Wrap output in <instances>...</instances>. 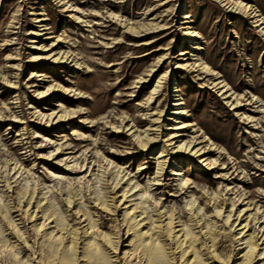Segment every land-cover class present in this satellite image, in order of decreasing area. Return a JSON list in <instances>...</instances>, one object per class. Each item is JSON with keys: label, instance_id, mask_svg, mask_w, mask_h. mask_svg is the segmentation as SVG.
<instances>
[{"label": "rangeland", "instance_id": "374dc122", "mask_svg": "<svg viewBox=\"0 0 264 264\" xmlns=\"http://www.w3.org/2000/svg\"><path fill=\"white\" fill-rule=\"evenodd\" d=\"M239 3L264 23V0H0V264H158L134 231L127 234L123 208L114 213L97 203L121 179L128 190L138 185L134 192L144 207H161L185 226L203 214L212 220L218 258L201 235L196 243L210 264H226L237 247L215 208L236 218L249 207L254 228L247 235L258 233L255 225L264 221V25ZM143 24L157 29L142 38L128 30ZM44 46L74 62L39 61ZM217 80L229 86L232 99L220 94ZM50 87L66 92L41 97ZM174 91L185 111L176 122L170 121ZM41 114L74 118L50 125ZM134 134L160 140L145 149ZM169 140L197 142L207 154L202 160L171 155ZM39 200V212L76 227L79 204L108 261L90 259L84 244L70 261V238L54 243L51 231L37 232ZM109 235L123 244L117 253L106 244Z\"/></svg>", "mask_w": 264, "mask_h": 264}, {"label": "bare ground", "instance_id": "6f19581e", "mask_svg": "<svg viewBox=\"0 0 264 264\" xmlns=\"http://www.w3.org/2000/svg\"><path fill=\"white\" fill-rule=\"evenodd\" d=\"M57 1H60L62 3V0ZM237 5H239L242 11L245 12L250 17V19L254 20V23L258 24V26L264 25L261 16L258 15V12H256L254 9H252L248 5H243L242 3H239ZM155 29L157 28L153 24H143L140 27L138 26L136 28H128L130 32H132L139 38L149 35V33ZM186 36L194 38L196 37L192 32H187ZM40 52L43 55L37 58L39 61H52V63H57L60 65L72 64L74 62L72 56L66 53L58 52L54 47L51 49H47V47L44 46L42 47V50H40ZM76 65L78 64L76 63ZM190 67L191 66L189 65H178L177 68L185 69ZM195 67L199 68L200 71L212 73L214 75L212 70L204 63H197L195 64ZM215 87L219 90L220 94L224 97L225 100L232 99L233 95L231 94V90L224 81L217 80L215 82ZM159 88L160 82L156 86V89L153 91L154 95L159 93ZM63 90L64 89L62 88L50 87L46 93H42L40 94V96L45 97L59 92L65 93L66 91ZM173 93L174 95L172 96V108L170 109V116L172 117V119L170 121L176 122L185 116V111L183 109L181 99L177 94L178 92L174 91ZM39 117L42 121L47 120L46 122H48L50 125H58L61 123L72 122L74 114H67L61 117L41 114L39 115ZM177 130L183 131V127H178ZM148 136L149 135H147L146 138H142L141 136L134 134V138L136 139L138 144L145 149L155 147L160 140V137L157 135V137L154 138H148ZM165 137H171V133L167 134ZM169 142L171 143V155L178 156L180 154H186L202 160L207 154L205 152V149L199 147V144H197V142H192L190 144L183 141L173 143V141L169 140ZM165 145L166 144H164L163 149H165ZM204 162H206V160ZM207 165L209 166L210 164ZM158 166L159 171L162 174L165 171L166 163L164 161H161L159 162ZM122 181L123 179L116 182L114 181L109 187L106 186L107 191H104L105 193L103 194L102 198L98 199L97 203L98 205H100V207L102 206L103 208L108 209L110 210V212L114 213L117 210L120 211L123 208L122 210L124 211L125 218L124 225L127 223L128 228L127 234H129L131 231H134L136 233V237L140 240L139 247L142 246L146 250L144 253L148 254L150 261L159 262L158 264H160V262L165 263L164 260L168 258L171 262L176 261V264H210L204 261L199 250L196 248V243L198 242V240H200V235L203 237V239H205L204 245L209 253L212 254V256L218 258V256L215 254L218 241V238L215 235L217 227L212 220L211 222H208L206 216L203 214L201 216L202 220H199L197 219L198 217H196L194 223H191L189 227L185 226L184 224H182L179 217H176V215L168 214V212L162 210L161 207H159V209H157V206L144 207L145 203L138 202L141 195H138L137 192H134L137 188H139L137 187L138 185L134 187L133 190H128L121 184ZM109 199L111 200L109 201ZM41 204L42 200H39L36 205V211L34 213L35 215H32L33 218H35V220L37 221L43 220V222L39 225L36 224L38 226L37 232L42 231V229L51 231L50 233L48 232V236L52 238L54 243H60L62 240H68L70 238L67 247V249L69 250L68 252H70V261L73 259V257L71 258V256H73V254L77 252L78 246L81 244H84L87 248L92 250V252L90 253V259L92 257H95L98 258L99 262L104 263L108 261L106 255L102 253L103 250L100 249V245L96 243L93 237H90V235H92V233L90 232L91 230H93L94 226L92 224V221L88 217L89 214H82V211L80 210L81 206L79 207V204L78 206H76L75 203L73 204V202L70 200L68 203L71 206L72 204L75 205L73 207V209L75 210V216L79 217L81 215L79 218L80 222L78 223L80 227L83 224L85 225L90 220L89 225L83 227L82 233L80 227H76L77 225L75 226L67 222L63 223V221L59 220V218H53V216L47 214L46 209L39 212ZM116 204L118 205L115 207ZM215 210L218 218L223 216L222 222L225 227H228L233 235L235 243L237 244V247L234 249V254L229 258L226 264H264V227H262L264 221L261 222V220L259 219L258 223H256L255 226L258 232L256 235H247V233L251 232L254 228L250 218H246L249 215V207L240 211V214H238L236 218H234L235 214L224 216L222 212L217 211L216 208ZM38 213L42 214V217H39ZM24 214L28 213L25 212ZM198 214H202L201 209L198 211ZM202 221H204V223H202ZM52 224H54L55 226L50 227V225ZM124 225H120V227H124ZM196 230H199V232H196ZM106 238H108V242L106 241V244L109 245L110 249L113 252L115 251L117 253V251L120 250L119 247L123 244H120L119 241H116V238H113L112 235H109V237ZM106 238L105 240H107Z\"/></svg>", "mask_w": 264, "mask_h": 264}]
</instances>
